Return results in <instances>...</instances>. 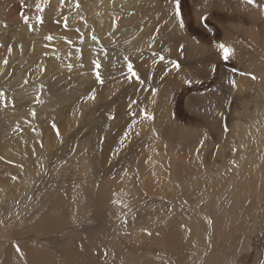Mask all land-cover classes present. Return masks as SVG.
Listing matches in <instances>:
<instances>
[{
	"label": "rangeland",
	"instance_id": "rangeland-1",
	"mask_svg": "<svg viewBox=\"0 0 264 264\" xmlns=\"http://www.w3.org/2000/svg\"><path fill=\"white\" fill-rule=\"evenodd\" d=\"M85 2L95 3V0H0V25L2 26L0 36L5 38V48L9 41H14L11 36L12 29V31L22 30L27 33L23 44L20 45V50L16 49L5 64L6 78L1 75L4 82L0 84V108L2 106L0 109V264H6V248L12 250L9 254L10 259L13 260L12 264H72L75 261L86 264L91 257L94 258L95 264H264V41H261L263 43L249 41L251 31L246 23L240 25L228 20L227 25L221 27L213 18L203 21L206 24L202 27L204 33L211 26L217 30L220 27L223 30L225 28L226 35L229 31L233 32L232 35H235L238 41L242 40V44L249 49L243 52L238 50L236 53L238 57L230 56L228 62L224 60L228 65L230 64V67L232 64L235 70H239L232 75H239L242 69L244 71L241 73H249L250 79L254 81L251 89L254 97L245 102L231 98L229 99L231 100L230 108L224 111L225 127L234 128V134L229 138L228 146L216 145L212 134L204 136L185 131V129L195 131L192 128L196 127L182 122L179 118L181 115L177 113L174 93L183 85L188 89L200 86L201 89L198 88L197 92L202 89H213V92L221 93L219 80L223 73L207 67L201 62L203 60L193 61V63L190 61L192 64L189 62L185 65L181 64L180 59H177L174 54H170L168 59L162 53L156 56L157 59L152 65L147 64L152 69L159 66L155 70L159 81L150 85L148 83L150 74L143 69L146 63L141 65V68L134 64L135 59L142 60L141 57L127 54L129 60L126 64H122L120 56L117 58L115 55L116 59L113 62L116 65L109 63L111 64L109 67L105 64L111 61V57L107 55V52L104 53L105 49H103L98 55L100 60L95 62L101 64L99 69L96 64L91 65V69L88 68L90 65L85 67L86 72L96 68L90 74L92 82L106 83L105 79V81L100 80L103 72L110 77H116L117 73L116 75L113 73L115 67L118 68L121 65L119 68H128L129 63L133 65L135 72L140 70L141 73L138 71L135 77H131L127 76L130 72L126 70V79L128 77L130 79L125 82L123 86L125 90L122 88L124 90L122 94L116 92L108 96L107 100L93 99L92 104L83 109V113L73 117L77 120L75 119L76 122L71 128L62 133L61 128H57L52 121L65 115L78 100L76 99L78 95L82 99L84 93L78 90L72 91L71 98L63 97V95L67 96L73 82L82 81L79 78L82 72L78 74L79 77L76 74L71 79L54 81L53 85L55 87L61 85V90L45 91L48 95L52 93L51 98H55L54 101L53 99L50 103L45 101L47 105L30 111L29 107L34 109L37 106L36 102L40 100V98L35 99L38 96L36 93L39 94L41 88H44L42 83L45 77L39 78L41 81L36 82L29 73L33 65L39 64L38 59L42 54L37 55L35 51L28 50L30 45L27 44L31 41L27 37L28 34L34 33L32 30L35 29L37 32L44 31L56 35L61 33V28H66L71 30L68 37L75 38H81L78 30L89 29L86 33L92 32L94 27L97 30L95 23L100 20L95 21V19L97 20V17L101 15L99 14L101 9L98 11L89 9L88 16L83 12ZM228 2L233 4V0ZM252 2L264 7V0H252ZM188 3V0H179V14H177L175 7L177 0H146L147 5L143 3L142 9L139 7L140 12H138L142 16L144 13L145 16L143 17L145 25L142 28H146L147 32L160 30V33L171 29L172 35L178 33L177 40H183L186 36L183 32L185 19L193 21V11ZM99 4H95L97 8ZM211 11L210 13H214V10ZM149 14L151 19L148 17ZM218 14L221 13L218 12ZM233 14L231 18L235 15ZM80 18L83 19V23L86 22L85 25L78 21ZM149 24L151 26L148 27ZM257 34L255 31L256 37H258ZM77 41L76 47L80 48L79 44L83 45L84 42ZM188 41L190 44H198L207 49L203 57L209 55L208 50L212 46L206 48L200 41L193 38ZM221 43L227 46L225 38L220 37L213 47L217 48ZM0 45H3L1 39ZM24 45L27 48L24 49ZM169 45H179V43L174 41ZM77 52L81 54L79 50ZM218 53L222 58L220 50ZM156 54L158 52L154 53ZM165 54L168 53L165 51ZM161 56L163 61L167 59L166 62H170L164 68L160 65ZM248 56L252 65L245 67L243 60ZM13 57L20 61L14 60L11 64ZM43 57L44 55L42 59H45ZM50 57L59 59L60 55ZM22 63L25 65L24 69H21ZM59 63L61 61H54L49 63V66L54 67ZM67 66L63 69L66 70ZM203 66L208 69L206 70ZM251 66L257 69L254 71L249 68ZM160 68L163 69L160 70ZM21 71L23 75L18 78V73ZM72 72L75 71L68 69V74ZM171 72L173 76L166 75ZM61 73H67V70ZM29 75L30 78H28ZM57 76L56 74L55 77ZM98 76H100L99 79ZM164 78L167 83L160 90L162 85L160 82ZM132 79L135 81V86L129 89ZM233 82L236 81L231 80L230 84L228 83L231 89L236 87ZM36 84L41 88L31 87ZM127 84L129 85L126 86ZM81 86L82 84L77 85L79 88ZM139 90L140 95H137ZM119 96H121L120 99ZM69 99H73L74 102ZM229 100L226 99L227 102ZM122 101L125 104L123 107ZM226 101L222 99L221 103L224 102L225 105ZM126 104L127 107H125ZM102 105H105L104 108L101 107ZM137 107L140 108L139 111ZM119 108L122 109L121 112ZM124 109H126L125 112ZM169 109L170 114H168ZM35 111L41 112L43 117L39 114L33 118L34 122L32 120L29 122L35 123L36 127L30 131L31 134L27 132L25 140L19 143L23 148H17L15 144L19 137L1 144L4 138L14 137L11 131H16L18 125L24 126L22 122H17V125L12 124L9 127L11 117L4 121L3 114L12 116L22 112L21 115H25L23 117L25 119L31 117V112L33 115L37 114ZM123 112L124 116L133 112L130 115L138 118H136L137 121L134 118V121L139 129L137 128V131L129 136L123 133L124 135L118 137L116 146L111 148L113 132L116 131L117 122L123 118ZM165 115H168L170 119H166ZM46 117V125L38 122ZM187 117L191 118L193 114L185 118ZM160 120H165V125L167 120L169 121L167 124L171 125L175 134H178L179 142L172 143L166 137L161 125L158 126ZM176 120H180L182 124L175 127L173 123ZM114 123L116 127L112 125ZM99 134H102L100 138ZM109 137L111 140L108 139ZM98 138L101 140L99 141ZM139 141H143L148 154L136 158L126 167L125 157L131 156L133 153L131 149L135 150ZM95 142L104 147L110 144L106 156H102L105 159L102 160V157L96 156L97 150L92 145ZM159 146L161 151H158ZM211 146H213L211 152L206 154ZM217 148L223 149L222 152L226 154L214 155L218 152ZM115 154H117L115 160L110 161L111 156ZM211 154L214 156L209 159ZM45 217L41 228V220ZM138 233L139 236L136 235ZM125 234H133L137 238L125 237ZM26 247H31L34 251L27 252ZM35 252L41 255L37 261L33 259Z\"/></svg>",
	"mask_w": 264,
	"mask_h": 264
},
{
	"label": "bare ground",
	"instance_id": "bare-ground-1",
	"mask_svg": "<svg viewBox=\"0 0 264 264\" xmlns=\"http://www.w3.org/2000/svg\"><path fill=\"white\" fill-rule=\"evenodd\" d=\"M188 2H189L188 4H190V6H191V10L193 11V17H192L193 21H191L192 19H187V20L185 19L186 23L184 25V28H183L184 31L183 32L186 33V36L183 38V40L181 39L182 41L180 39L177 40L176 37L179 36L178 33H174V35H172L173 31L171 29L167 30L165 33H163V32L160 33V30H158L156 32V30L151 31V29H150L151 32H147L146 28L145 29L142 28L145 25V19L143 18L145 16H144V13H143V16H142V14H138V12H140L139 11V7L141 8L142 5L146 4V0H95V3L85 2V5H83V8H84L83 12H85L89 16L90 15L88 13L89 9L91 11H98V10L101 9L100 10L101 13H99L101 15L99 17H97V20L95 19V21H98V19L100 20L97 23H95V25L97 27V30H95V27H94V30L92 32L90 31V32H87V33H86V31H89V29L85 30V31L78 30V32L80 33L81 38L68 37V35H70V31L71 30H68L66 28H64V29L61 28V33H58L56 35H54V34L51 35L50 33H47V32H44V31L37 32L36 29L32 30V31H34V33L28 34V37H27L29 39V41H31V42H28V44H27V45H30V48H28V50H30V52H34L35 51L36 52L35 54H37V55L38 54L44 55L45 59H42V55H40V57L38 59L39 60L38 61L39 64L33 65L30 68L29 73H30V75L33 76L32 78L36 79L35 80L36 82L37 81L38 82L41 81V79H39V78L44 79L43 76L45 77V79H44V83H42L44 88H41V86H38V84H36L35 86H31L32 88H37V89H39V87H40L41 90H40L39 94L36 93L38 96H36L35 99L37 100V99L40 98V100H38L36 102V104H37V106H35L36 108L34 107V109H33L32 107H29V110L30 111H34L35 109L44 107L45 105H47L45 103V101L46 102L49 101L48 103H50L51 99H53V101H54L55 98H51L53 96L52 93L50 95L45 93V91H47V92L57 91L58 92V91L61 90V85L60 86H56V87H55V85H53L54 81L55 82H59L60 80L63 81V79H71L73 76H76V74L78 75V74H80V72H82V74H80V77L78 75V77L80 79H82V81L81 82H77L76 81L77 83L73 82L72 86H75V87L72 88V86H70L69 93L67 94V96L63 95V97L65 99H68V98H71L72 91L76 92L78 90V91H80V93H82V91H83L84 94L82 93L83 94L82 99H80L81 96L79 98V95H78V97H76V99H78V100L80 99L79 101L78 100L76 101V99H74V97H73V99L76 101V103H74V105L71 106V109L67 110V112L65 111L66 112L65 115L61 116V118L60 119L58 118L56 121H52L53 120L52 117H51L52 120L50 119V121H52V123H55L57 128H61V132L63 133L65 131L69 130L71 128V126L76 122L77 119L73 118V117L79 116L81 114V112L83 113V109L85 107H87L88 105H90V103L92 104L93 99L94 100L98 99L99 101L100 100H105V99L107 100L108 96H111V95H113L116 92H118L119 94H122L124 92V90H125V88L123 86L125 85V82L130 79L129 77L126 79V75L127 74L125 75V73H126L125 71L128 70L127 67L119 68V66H121V65L117 64V65H119L118 68L116 66L114 71H113V73H115V75L117 73L116 77H110L108 74L106 75V74H104L105 72H103V74H101L102 76L101 77L99 76V77H100V80H102V81L104 79L106 80V83H104V84H101L98 81L97 82H92L93 79L90 77L91 76L90 74H92L91 71L95 70L96 68L91 70L90 72H86L85 67L87 68V66L90 65V66H88V68L91 69V67H92L91 65L96 64L95 62H97V60H100L98 58V55H99V53L102 52L103 49H105L104 53L107 52V55H109L111 57V61H108V64L104 63L105 65H109V63H113L114 64L113 61L116 59L115 55L117 56V58L120 56V59H121L120 62L122 64H126L127 61L129 60L127 54H130V55L134 54V56L137 57V58L141 57L142 60H139L140 58L139 59H135L134 64L136 66H140V68H141L146 63V65L143 66V69H145L146 71H144V70L143 71L147 72L148 74H150V79H149V82H148V83H150V85L151 84H156L159 81L158 78H157V75H155V70L159 66H156L155 69H152L147 64H151L152 65L153 62L157 59L156 56L161 54V53L164 54L165 58H168V59L170 58V54H174L177 57V59H180L181 64L188 65L190 61H192V63H193V61L197 62V60H203L201 62H203L207 67L214 68V69H216V72L221 71L223 73V76L220 75L221 77L218 75L220 77L219 90L221 88L222 89L225 88L224 90L221 89V93L220 92L219 93L218 92H213L212 91L213 89L212 90L211 89H209V90H207V89L203 90L202 89V91L197 92L196 90L198 88H200V86L199 87H195V88L189 87V89H188L185 85H183L181 87V89L178 90L177 92L174 91V93H175V101L177 102V106H176L177 107V113H178V115H181L179 118L181 119L182 122L188 123L189 125H193L194 127H196V128H192L196 132L195 131H190V130H187V129H185V131L191 132V133L203 134L204 136H210L212 134V135H214V138H215V141H216V145H218V146H222V145L223 146H228L229 145V138H231V136L234 134V128H228V126L225 127V124H224L225 123L224 111H225L226 108H230L229 106H231V100H229V99H231V98H233L234 100H236V98H237V100L244 101V102L245 101H250V99L254 97V95L251 94V89L253 87V82L254 81H252L250 79V77L248 75L249 74L248 72H247L248 74H245V72L241 73V72L244 71L242 69H240L241 72H240L239 75H232L233 72L239 71V70H237V69L235 70L234 66L232 64H231L232 67H230V64L228 65V63H227L228 60H227V62H224V59H222L220 57L219 53H218L219 52V47L217 46V48H216V47H213V46L215 45V43H217L220 40V37H222V38H225V43H227V46L230 47L233 50L231 58L239 56L238 54H236L238 50H241L242 52L245 51V50H249L246 47V45L242 44L243 43L242 40L238 41L239 39L237 40V37L235 35H232L233 32L230 33V31H229V34L226 35L225 28H224V30H223V28H221L228 22V20H230L232 22L235 21L237 24H240V25L243 24V23H246V26L251 31V33H250V38L251 39H249V41L255 42V43H258V41L260 43L262 40L264 41V7H262L261 4H257V5L252 4L253 2L250 3L249 0H233V4H230L228 2V0H188ZM98 3H100L99 4L100 5L99 8H97V6H96V5H98ZM190 6H189V8H190ZM158 7H159V4H158ZM171 9H173V7ZM211 10H214V13H210V12H212ZM218 12H220L221 14H218ZM232 13L235 14V15L233 14L234 15V16H232L233 18H231V14ZM152 14H154V13L152 12ZM154 15H157V13H155ZM149 16H150V14L148 15V17ZM154 18H156V17H154ZM207 18H210V19L213 18L214 21L218 25L221 26V27L219 26L220 28H218L216 26L219 30H217L214 26H211V27L207 28V32L204 33V30H203L204 28H202V27L205 26L206 24L203 21H205ZM78 21L80 23H83V19L82 18H80ZM157 21H158V18H157ZM208 21H210V20H208ZM245 21H247V22H245ZM170 23H172V22H170ZM85 24H86V22L84 21L83 25H85ZM99 24H102V25L99 26ZM75 25H77V24H75ZM160 25H161V23H160ZM149 26H151V24H149L148 27ZM0 28H2L1 25H0ZM12 30H11V36L14 38V41H9L8 40L9 42L7 43V48H5V45H4L5 38H2L3 36H0L1 41H3V45H0V70L3 71V72L0 71V84H2L4 82V80H3L4 78L1 75H3L6 78L5 73L7 71H6V69L4 70L6 62L8 61V59L10 58V56L13 54V52L16 49L20 50V47H21L20 45L23 44V42L25 40V35H27V33H25L22 30H17V31H12ZM253 30H254V32H253ZM255 31H257V33H258L257 34L258 37L255 36ZM180 35H181V33H180ZM173 37H175L176 39H174ZM192 38L195 39V40L200 41L206 48H209V46H212V48L208 50V54L209 55L207 57H203V54L207 51V49L203 48V46H199L198 44H197L198 45L197 46V45H193V44L189 43L188 39H192ZM51 40H53V41H51ZM77 40H81V41H79V43L80 42H84L83 45L79 44L80 48L76 47V45L78 43ZM132 41L135 42V43H138V44H135ZM174 41L179 43V45H171L170 46L169 44L173 43ZM85 42H87V43H85ZM261 43H263V42H261ZM81 46H82V48H81ZM86 47H87V49H86ZM23 48L24 49L27 48L26 45H24ZM23 48H22V51H23ZM177 49H179V50H177ZM78 50L81 52V54L79 52H77ZM106 50H110V51H106ZM111 50H114V51H111ZM214 50H216V51H214ZM165 51L168 54H165ZM156 52H158V54L154 55V53H156ZM51 55H53V56H59L60 55V57H59V59H56V58L50 57ZM14 60H16V59L15 58L12 59L11 64L14 63L13 62ZM21 60H22V58H21ZM117 60H119V59H117ZM163 60L161 61L160 65H162L163 68H164L170 62L168 61L169 63H167L166 62L167 59L165 61H163ZM249 60H251L249 56L244 58V60H243L244 63L243 64H244L245 67L248 66V65H252L251 61L249 62ZM19 61L20 60H18L17 62H19ZM54 61H57V62L61 61V63L57 64L54 67H50L49 63H52ZM72 62H74V63H72ZM192 63L190 62V64H192ZM44 64H46V65H44ZM110 65H109V67H110ZM114 65H116V64H114ZM114 65H112V66H114ZM22 66H23V68H21V69H24L25 65L23 63H22ZM60 66H61V70H59ZM64 66H67V68H66L67 73H61V71L62 72L66 71L65 69H63ZM7 68H9V67H7ZM163 68H160V70H162ZM249 68L253 69L254 71L257 69V68L252 67V66L249 67ZM68 69H71V71H75V72L70 73L71 74L70 75V74H68ZM83 69L85 70L84 72H83ZM202 70H201V72H202ZM210 70H213V69H210ZM138 71L140 72V70H137L136 74L138 73ZM213 71H215V70H213ZM76 72H78V73H76ZM85 72H86V74H83ZM108 72H110V70ZM171 73L170 74H166V75L173 76V73L172 74ZM206 73H208V72H206ZM56 74L58 75L57 77H55ZM210 74H212V73H210ZM251 74L252 73H250V75ZM22 75L23 74H22V71H21L20 73H18V78H20ZM30 75L28 76V78L31 77ZM92 76H94V75H92ZM127 76L135 77L131 73L130 74L128 73ZM14 78H16V77H14ZM170 78H172V77H170ZM231 80H235L236 81L234 83L236 85V87H232V89H231V86L229 85ZM165 83H167V81L165 82V78H164L160 82V84H162L160 90H162V88L164 87ZM78 84H82V86L79 88V87H77ZM128 85L129 84H127L126 86H128ZM157 85H159V83ZM129 86H130L129 89L134 87L135 86V81L133 80L132 84H130ZM122 88H124V90ZM119 89H121V90H119ZM34 91H36V90H34ZM62 91H61V93H62ZM191 91H192L193 94L190 93ZM193 91H196L197 93L196 92L194 93ZM148 93H146V94H148ZM137 95H140V90H139ZM165 95H167V94H165ZM59 96H61V95H59ZM75 96H77V94ZM126 96H128V95H126ZM132 96L134 97V95H132ZM164 97H166V96H164ZM120 98H121V96H119V99ZM73 99H69V100L74 102ZM222 99H224V102L226 101V99L229 100L230 102L226 101L227 103H225V105H224V102L221 103ZM141 100H143V99H141ZM117 101H118V99H117ZM139 101H140V99H139ZM119 102H121V101H119ZM158 102H159V100H158ZM161 102H163V100ZM112 103H113V101H112ZM125 103H126V101H125ZM232 103H233V100H232ZM66 104H67V102H66ZM123 104L124 103L122 101V107L125 105V104L124 105ZM128 105H130V104H128ZM138 105H141V104H138ZM103 106H105V105H102L101 107H103ZM91 107H93V105H91ZM116 107H118V106H116ZM125 107H127V104H126ZM96 108H98V107L96 106ZM109 108H111V107L109 106ZM121 108H119L120 112L122 111ZM166 108H168V107H166ZM0 109H2V106H1ZM113 109H115V108H113ZM139 109L137 107L138 111H139ZM125 110L126 109H124L123 111L125 112ZM137 110H135V111H137ZM181 110H182V113H181ZM44 111H45V109H44ZM141 111H143V110H141ZM36 112H37V114H35V115H33L32 112H31V117L27 116L28 118H25V119L23 118L25 115L24 116L21 115L22 112L21 113L20 112L16 113V114H14L12 116L11 115L6 116V115H8L6 113L3 114L4 115L3 118L5 119L4 121H6V118L11 117V122L12 123L11 122L8 123L9 127H11L12 124H16L17 125L18 124L17 122H22L24 124V126L21 127L20 125H18L19 128L18 127L17 128L19 130L15 127L16 131H11L14 137L6 138V139L4 138V140L1 142V144L5 143V141L11 142V141H13V139L15 137H19L15 141V144H17V148H23L22 145L20 146L19 143L20 142L22 143L25 140V137L27 136V132L33 131L35 129V127H36L35 123H29V122H31V120L33 121V118L37 117V115H39V114H41V116H42L41 112L35 111V113ZM47 112H49V111H47ZM111 112H113V110ZM124 112H123V118L119 122H117L118 123L117 127L115 126V123L112 124L114 127H116V131H115V133L113 132L114 136L112 138L113 140L111 141V145H112L111 148L116 146V142L118 141L117 140L118 137L121 136L123 133H125L126 136H129V135L134 134L137 131V128L139 129V127L137 126L136 122L134 121L135 116L133 117L132 115H130V114H133V112H131L129 114H125V116H124ZM220 112H221V115H220ZM43 114H45V113H43ZM47 114H50V113H47ZM168 114H170V109L168 110ZM190 114H193V117H191V118L187 117L188 119L185 118L187 115H190ZM58 115H56V116H58ZM139 115H141V113ZM88 116H89V114H88ZM144 117H146V116H144ZM136 118H135V120L137 121L138 118L137 119ZM147 118H146V120H147ZM166 119L169 120L170 117L167 115ZM112 120H111V122H112ZM168 120H167V122H169ZM162 121L163 120H160L158 126L161 125L160 127L166 133V137L172 143L174 141H178L180 137L178 136V134L174 133V130H172V128H171V125H168L167 122H166V125H165V122H164L165 120L163 122ZM179 121L180 120H176V122H178V124L175 122V123H173V125L175 127L181 125L182 122L181 121L179 122ZM38 122H40V124L44 123L46 125L47 124V117L43 118V120L38 121ZM4 124H6V123H4ZM112 127H110L111 128L110 130H112ZM22 128H23V130H21ZM211 129L215 130V131L212 132ZM28 134H31V132L28 133ZM108 134H110V133H108ZM5 135H7V134H5ZM101 135L102 134H99V138H100ZM108 136L111 137L112 135H108ZM29 137H30V135H29ZM110 137L108 139L111 140ZM106 138H107V136H106ZM108 139L106 140V143H107ZM100 140L101 139H99V141ZM181 141H184V140L181 139ZM28 142H30V141H28ZM62 143H64V142H62ZM176 144H177V142H176ZM92 145H94L95 149L97 150V155L96 156H99V157H102L103 155L106 156L105 154H106V152H108L107 151L108 147H110V144L104 147V146H102V145H100L99 143H96V142L94 144L92 143ZM212 147L213 146H211V148L207 149L206 154L211 152L210 150H212ZM158 148L160 149V146ZM218 148H217V150H218ZM162 149L164 150L163 147H162ZM131 150H133V153H135V154L132 153L130 157H128V158L125 157L126 158V167H128V163L132 164V162H134L136 158L138 159L142 155L144 156V155L148 154L146 152V148H144L143 141H139L136 149L134 150L132 148ZM222 150L223 149L218 150V152L215 153L214 155L221 156V155L226 154V152H222ZM142 151H144V153H142ZM158 151H161V149L158 150ZM163 152H165V151H163ZM116 155L117 154L111 156L110 161L115 160ZM214 155L211 154L209 156V159H212ZM103 158L105 159V157H102L101 159L103 160ZM101 166H103V165H101ZM6 180H8V179H6ZM45 219H46V217L42 218V220H41L42 221V224L40 225L41 228L44 225L43 222H44ZM16 234H18V232ZM136 235L139 236V233L136 234ZM136 235L125 234L124 236L125 237H130V238H137ZM25 249H26L27 252L28 251H32V252L34 251V250H32L31 247H26ZM5 250H7V253L5 255L6 264H12L13 260H11L10 257H9V254H10V252L12 253V250L9 249V248H6ZM43 257L45 258L44 255H43ZM93 257H94V255H93ZM37 258H41V255L38 254L37 252L33 253V259L37 261ZM88 262H89V264H95L94 258H92V257L89 258ZM88 262L86 264H88ZM72 264H81V262L79 263L78 261H75Z\"/></svg>",
	"mask_w": 264,
	"mask_h": 264
},
{
	"label": "snow or ice",
	"instance_id": "snow-or-ice-1",
	"mask_svg": "<svg viewBox=\"0 0 264 264\" xmlns=\"http://www.w3.org/2000/svg\"><path fill=\"white\" fill-rule=\"evenodd\" d=\"M249 2L251 3L252 0H249ZM176 8H177V14H179V0H177ZM218 47H219L220 52L222 53V59L227 61L230 58V56L232 55L233 50L230 47H228L222 43L219 44ZM160 59L162 60L163 57L161 56ZM96 67H97V69H99L100 65L97 64ZM177 67H178V65H177ZM128 70L133 76L137 75L136 72L133 70V65L131 63L128 64ZM98 79H99V76H98Z\"/></svg>",
	"mask_w": 264,
	"mask_h": 264
}]
</instances>
